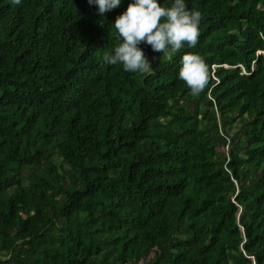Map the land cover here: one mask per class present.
<instances>
[{
    "label": "trees",
    "instance_id": "obj_1",
    "mask_svg": "<svg viewBox=\"0 0 264 264\" xmlns=\"http://www.w3.org/2000/svg\"><path fill=\"white\" fill-rule=\"evenodd\" d=\"M132 2L0 0V264H264V0H185L143 73L104 59Z\"/></svg>",
    "mask_w": 264,
    "mask_h": 264
},
{
    "label": "clouds",
    "instance_id": "obj_2",
    "mask_svg": "<svg viewBox=\"0 0 264 264\" xmlns=\"http://www.w3.org/2000/svg\"><path fill=\"white\" fill-rule=\"evenodd\" d=\"M21 0H13L19 5ZM98 6V13H104L120 6L121 0H88ZM201 12L190 10L185 0H174L170 7H164L157 0H133L127 9L118 15L114 22L120 42L114 53L104 59L110 65H122L126 72L143 73L148 71L150 62L144 51L138 47L141 42L150 45L153 51L177 52L187 44L194 48L198 43ZM191 90L198 95L208 83V66L204 59L195 53L182 56L178 73Z\"/></svg>",
    "mask_w": 264,
    "mask_h": 264
}]
</instances>
